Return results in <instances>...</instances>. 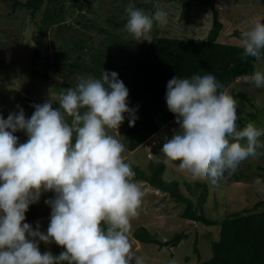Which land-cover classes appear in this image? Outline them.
Returning <instances> with one entry per match:
<instances>
[{
	"label": "clouds",
	"instance_id": "9594fccd",
	"mask_svg": "<svg viewBox=\"0 0 264 264\" xmlns=\"http://www.w3.org/2000/svg\"><path fill=\"white\" fill-rule=\"evenodd\" d=\"M125 30L137 42L152 43L154 25L164 27L168 15L159 7L147 13L129 3ZM242 59L264 58V23L258 20L240 33ZM255 67V66H254ZM264 89V71L239 77ZM212 73L167 82L165 102L178 129L165 137L160 151L196 180L218 184L235 174L248 159L264 152V127L248 122L240 128L239 102ZM129 90L115 71L103 69L99 79L78 78L74 88L0 115V264H144L129 239L144 192L123 153L126 147L110 134L125 116L133 127L137 117L128 106ZM260 107V100L256 101ZM27 136L24 143L14 133ZM256 184H261L257 178ZM51 209L47 231L26 223L29 206L41 194ZM54 243L59 255L41 252L39 244ZM174 264V262H173Z\"/></svg>",
	"mask_w": 264,
	"mask_h": 264
},
{
	"label": "rangeland",
	"instance_id": "374dc122",
	"mask_svg": "<svg viewBox=\"0 0 264 264\" xmlns=\"http://www.w3.org/2000/svg\"><path fill=\"white\" fill-rule=\"evenodd\" d=\"M14 0H0V115L7 119L10 112L17 110V105L23 108L26 118H30L34 108L33 104H43L50 100L53 107H58V93L69 87L74 88L79 77L88 75L85 68L92 67V59L97 57L96 50L102 40L114 33L123 34L125 43L131 40L137 42L134 37L125 30L127 16L125 8L130 0H80L76 5V11L64 20V23L71 26L70 29L59 25L50 28L44 41L43 50L37 61L44 62L48 56V62L43 67H51L54 57V46L52 36L56 35L55 43L60 45L63 41L70 49L68 60L57 55L60 62L73 63L76 52H71L73 42L79 39L84 40L87 53L83 55V71L69 70L58 67L48 71L49 79L45 81L41 77L31 75V57L34 49V39L37 36V25L45 14L46 6H42L40 11L32 18L29 13L23 10L12 12L11 3ZM25 2L26 0H18ZM69 5L71 0H62ZM135 5H140L136 2ZM215 8L219 12V20L223 24L219 39L221 43L239 46V38L232 35L234 30L242 31L248 25L260 20L264 23V0H214ZM168 15V23L164 27L157 25L159 37L204 40L211 27L212 13L209 6L201 5L199 2L189 3V14L182 19V10L185 7L184 0H160L156 5ZM143 10V9H142ZM145 11V10H144ZM146 12V11H145ZM82 15L77 23L74 20L76 15ZM106 17L117 22V26L107 23ZM96 26L103 28L106 32H99L96 28H89L91 21ZM93 26V25H92ZM91 38V39H89ZM62 62V63H63ZM79 62V61H78ZM264 71V58L256 62V68ZM52 68V67H51ZM88 68V69H89ZM255 68V70H256ZM58 70V71H56ZM102 71L98 72L101 74ZM101 77V75H100ZM98 77V78H100ZM231 95L236 92H243L254 99L260 100V107L256 104L243 102L239 104L237 121L238 126L243 128L248 122H255L258 127H264V89H259L251 84L244 83L236 79L235 85L227 90ZM233 92V94H232ZM253 104V105H252ZM247 114H252L248 118ZM126 118V116H125ZM123 124L116 130H110V134L116 136L125 145ZM242 125H244L242 127ZM178 129L175 119L162 128L155 135L146 140L141 146L132 152L125 151L123 156L125 161L131 162L149 173L148 164L150 160L154 162H164L165 171L162 174L164 181H177L180 192L196 202L201 195V190H193L194 182L206 184L208 196L202 208L204 215L210 219L220 221L234 212L250 210L259 200H264V155L259 159H248L241 163L235 174L231 175L218 184H212L208 180H196L189 173L179 168V161H170L161 151L165 137L171 138L174 131ZM24 134V135H23ZM19 138V143H24L27 138L24 132L14 133ZM264 141V138H260ZM264 152V150H261ZM259 178L261 184H256ZM144 192L141 208L138 217L131 221L132 227L129 239L137 255L143 258L144 264H192L196 262V255L192 247L197 240L199 259L201 262L211 257L210 244L218 239V228L205 227L199 223H194L181 218L183 205L172 200L168 195L159 190L153 189L138 181ZM184 182L191 186L185 188ZM193 190V191H192ZM54 198V193L45 192L41 194L39 202L29 206L26 212V223L35 228L39 222L40 230L47 231L50 222L51 209L44 203L46 199ZM138 226H144L151 235L161 242L170 239L175 233H184L188 237L183 239L176 247H158L155 244H145L133 238V232ZM40 250L51 251L53 255H59L63 250L61 247L51 244H39Z\"/></svg>",
	"mask_w": 264,
	"mask_h": 264
},
{
	"label": "trees",
	"instance_id": "16d2710c",
	"mask_svg": "<svg viewBox=\"0 0 264 264\" xmlns=\"http://www.w3.org/2000/svg\"><path fill=\"white\" fill-rule=\"evenodd\" d=\"M79 1L71 0L69 5L63 3L62 0H26L25 2L14 0L11 3L12 12L16 13L18 10H23L29 13L32 18L40 11L42 6H46L45 14L40 24L37 25V36L34 39V49L31 57V75L33 77H41V79L48 81V71L58 67L68 68L69 70H84L82 58L88 50H86L87 47L82 39L73 42L71 52L77 53L73 63L59 61L58 54L63 59L68 60L70 49L67 48L64 41L57 46L55 43L56 35L52 36L53 54L56 58L53 61L52 68L50 66L43 67L49 61L48 56L43 58L44 62L37 61L40 53L46 49L44 41L50 28L59 25H63V28L66 29L71 28V26L64 23V20L73 15V11H76V5L81 6ZM194 1L211 8L212 23L204 40L159 37L157 25H154L152 43L147 41L135 42L134 40L125 43L123 34L114 31V33H109L111 35L105 36L102 43H99L96 50L97 57L92 59V67L85 68V73L88 76L91 75L97 79L101 75L98 72L103 71V69L109 72L115 71L118 73V78L123 81L129 90L128 106L135 109L137 119L135 125L129 127V117L126 115L125 118L122 133L124 134L127 152L136 150L175 119L174 115L168 111L165 102L167 82L174 76L191 78L195 73L201 75L212 73L217 81L223 85L221 90L227 91L235 85L236 79L243 75H251L255 71L257 62L255 58L242 59L243 50L240 46L220 42L219 36L223 24L219 20V12L215 8L214 0H184L185 7L182 10V19L188 16L189 3ZM136 2L141 4L135 5ZM159 2L160 0L129 1L136 8L143 9L147 13H154ZM81 16L80 14L76 15L74 20L81 23L82 21L78 20ZM106 20L107 23L117 26V22H112V18L106 17ZM87 21L91 20L87 19ZM89 28L106 32L105 29L96 26L92 21ZM240 33V31L234 30L232 35L240 38ZM233 97L238 100L240 105L245 101L253 104H256L257 101L243 92H236ZM247 117L252 118L253 115L247 114ZM24 139L27 140L26 137ZM131 165L135 172V181H141L183 205L182 219L199 223L205 227L217 226L218 239L210 244L211 257L206 261H200L196 240L193 243L192 250L197 259L192 264H264V200L257 201L250 210L244 209L234 212L220 221L213 220L204 215L202 208L208 196L206 184L194 182L193 190H201V195L194 202L180 192L177 181L168 182L162 179V174L166 168L164 162L150 160L148 164L149 173L132 163ZM262 170L264 169L260 167L259 171ZM184 185L185 188L191 189L188 183L184 182ZM187 237L186 234L180 232L161 242L151 235L144 226H138L133 232V238L136 241L155 244L158 247H176Z\"/></svg>",
	"mask_w": 264,
	"mask_h": 264
}]
</instances>
